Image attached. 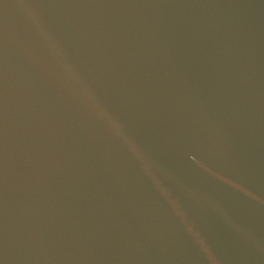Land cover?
I'll return each instance as SVG.
<instances>
[{"label":"water","instance_id":"1","mask_svg":"<svg viewBox=\"0 0 264 264\" xmlns=\"http://www.w3.org/2000/svg\"><path fill=\"white\" fill-rule=\"evenodd\" d=\"M0 264H264V0H0Z\"/></svg>","mask_w":264,"mask_h":264},{"label":"clouds","instance_id":"2","mask_svg":"<svg viewBox=\"0 0 264 264\" xmlns=\"http://www.w3.org/2000/svg\"><path fill=\"white\" fill-rule=\"evenodd\" d=\"M28 14L29 16H33L31 11H29ZM33 23H37L34 16ZM39 34L45 38L48 36V34L42 30L39 31ZM43 46L52 65L51 71L47 68L43 69L46 75H48V77L54 82H58L68 93H78L82 98L83 103L90 109L95 110L102 118L107 117L108 114L98 103L93 90L82 82V77L74 66L66 60L64 53L62 51H56L55 54H53V50L56 46L52 44L51 41L46 40V43Z\"/></svg>","mask_w":264,"mask_h":264}]
</instances>
